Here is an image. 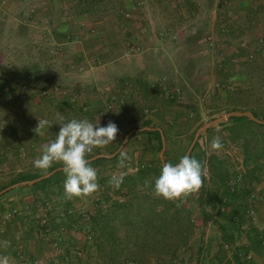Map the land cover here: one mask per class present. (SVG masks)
Wrapping results in <instances>:
<instances>
[{"label": "rangeland", "instance_id": "1", "mask_svg": "<svg viewBox=\"0 0 264 264\" xmlns=\"http://www.w3.org/2000/svg\"><path fill=\"white\" fill-rule=\"evenodd\" d=\"M232 110L264 119V0H0V190L20 173L44 175L33 161L55 139L58 115L119 128L88 157L108 159L91 163L92 196L63 199L64 174L0 196V242H9L0 255L10 264H264L244 248L250 225L264 238V182L244 177L241 145L247 133L262 146V132L234 119L203 132L190 152L207 169L202 187L171 202L152 195L163 144L138 130L161 128L163 159L176 164L200 126ZM38 118L51 122L43 136ZM130 133L118 153L131 160L119 168L111 154ZM211 161L240 195L250 189L238 199L244 229L226 215ZM121 173L114 189L108 181Z\"/></svg>", "mask_w": 264, "mask_h": 264}, {"label": "clouds", "instance_id": "2", "mask_svg": "<svg viewBox=\"0 0 264 264\" xmlns=\"http://www.w3.org/2000/svg\"><path fill=\"white\" fill-rule=\"evenodd\" d=\"M47 119L38 118V125L33 131L38 136L44 135L46 127L50 126ZM56 124L59 131L53 141L43 145L42 153L33 165L45 175L54 165H61L64 174L63 199L86 198L92 196L99 188L98 174L88 157L97 148H104L116 140L119 128L113 121L106 126L92 123L87 118H72L66 120L58 115ZM210 147L219 152L223 148L220 137H214ZM131 157L123 150L118 153V167L125 168ZM207 175L206 167L192 155H183L179 162L173 164L165 162L160 174L155 178L152 195L155 198L176 202L186 199L189 195L198 192ZM124 180V174H113L108 181L114 189H119ZM150 182L146 181V186ZM8 241L0 242V247L7 248ZM0 264H10L9 256L0 255Z\"/></svg>", "mask_w": 264, "mask_h": 264}, {"label": "trees", "instance_id": "3", "mask_svg": "<svg viewBox=\"0 0 264 264\" xmlns=\"http://www.w3.org/2000/svg\"><path fill=\"white\" fill-rule=\"evenodd\" d=\"M255 115L259 116L255 111H253ZM239 124H244L249 129L257 130L262 132L261 136V144L259 145L258 142L254 141V137L244 133L241 135L242 139V150H243V170H244V177L250 180H255L257 182H264V124H259L250 120L249 118L242 116V117H232ZM149 125V124H147ZM143 132L147 134H151L155 136L160 145H162V134L158 129H146ZM199 141H197L196 145H199ZM193 156V155H192ZM194 157V156H193ZM108 160L106 158H98L96 161H92L90 163ZM55 167H52L48 170V173L54 170ZM143 173V170L140 171ZM63 174L62 171H58L56 174L52 176L42 179L32 185L31 188L33 189H46L47 187L55 184L58 182L59 177ZM210 178L213 183L219 186L222 192V196L226 199L227 205L230 207L226 210V215L232 221L238 220L239 225L243 228L245 227L243 224V213H244V204L243 201H238L242 195L246 196L250 192V189H246L242 195L239 194L236 186L229 184V179L226 171L216 169L214 162H210ZM216 175L219 176V181L216 179ZM40 177V175H27L20 173L18 177L14 178L10 183L15 184L20 181H27L33 180L35 178ZM125 179L128 180H135L136 176H131L130 174L125 175ZM131 189V186L129 187ZM237 222V221H236ZM241 229V228H240ZM244 229V228H243ZM246 235L248 238V244L244 246L247 252H252L257 256L264 258V238L262 231L259 230L258 227L254 225H250L246 230ZM238 259V256H235Z\"/></svg>", "mask_w": 264, "mask_h": 264}, {"label": "water", "instance_id": "4", "mask_svg": "<svg viewBox=\"0 0 264 264\" xmlns=\"http://www.w3.org/2000/svg\"><path fill=\"white\" fill-rule=\"evenodd\" d=\"M242 116H245V117L249 118L250 120H252L254 122H257L259 124H264V119L258 117L257 115H255L254 112L251 111V110H232V111H229V112H225V113L221 114L219 117L211 120L210 122L204 123L202 126H200L196 130V133H195V136H194L193 141L191 143V146H190V148L188 149V151H187V153L185 155L190 154L193 146L195 145L196 141L198 140V137L203 132H205L206 130H208L209 128H211L212 126H214V125H216L218 123L226 122V121L230 120L232 117H242ZM146 129H152V130L158 129L161 132L163 146H162V150L160 152V158H161L162 163L164 164L165 163V160L163 159V154H164V149H165V137H164V134H163L162 129L161 128L143 127L141 129H138V130L140 131V130H146ZM130 135H131V133L126 137L125 141L122 143V145L120 146V148L118 150H116L114 153H112L111 156H114L115 154L118 153V151L121 149V147L124 145V143L128 140V137ZM100 156H103V155L98 154V155H96L94 157H91V158H88V159L91 162V161L95 160L96 158H98ZM61 167H57L54 170H52L49 173H47L46 175L44 174L43 176H40V177L35 178L33 180L21 181V182L12 184V185H10V186H8V187L0 190V196L3 195L8 190H11L14 187H17L19 185H27V184L32 185V184L36 183L39 180L48 178V177L52 176L53 174H55L56 172L60 171L61 170Z\"/></svg>", "mask_w": 264, "mask_h": 264}, {"label": "built area", "instance_id": "5", "mask_svg": "<svg viewBox=\"0 0 264 264\" xmlns=\"http://www.w3.org/2000/svg\"><path fill=\"white\" fill-rule=\"evenodd\" d=\"M127 264H137V263L134 261H129Z\"/></svg>", "mask_w": 264, "mask_h": 264}, {"label": "crops", "instance_id": "6", "mask_svg": "<svg viewBox=\"0 0 264 264\" xmlns=\"http://www.w3.org/2000/svg\"><path fill=\"white\" fill-rule=\"evenodd\" d=\"M6 1H8V0H6Z\"/></svg>", "mask_w": 264, "mask_h": 264}]
</instances>
